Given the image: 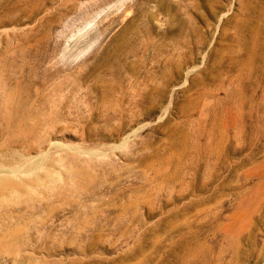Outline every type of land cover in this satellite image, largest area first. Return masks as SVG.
<instances>
[{
    "label": "rangeland",
    "instance_id": "1",
    "mask_svg": "<svg viewBox=\"0 0 264 264\" xmlns=\"http://www.w3.org/2000/svg\"><path fill=\"white\" fill-rule=\"evenodd\" d=\"M38 162L0 264H264V0H0V165Z\"/></svg>",
    "mask_w": 264,
    "mask_h": 264
},
{
    "label": "bare ground",
    "instance_id": "2",
    "mask_svg": "<svg viewBox=\"0 0 264 264\" xmlns=\"http://www.w3.org/2000/svg\"><path fill=\"white\" fill-rule=\"evenodd\" d=\"M6 164L0 165V210L2 209V214L0 215L1 218L4 216V219L10 221V210L12 207L16 203H20L23 199L25 200L24 194H22V191H19V189H23L21 186L27 184L26 182L31 175H37L38 170H41L42 166L41 162H38L37 168L31 170L28 168L29 166L12 168L9 163ZM14 198H17V202L15 201L16 203H14Z\"/></svg>",
    "mask_w": 264,
    "mask_h": 264
}]
</instances>
